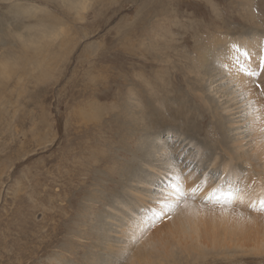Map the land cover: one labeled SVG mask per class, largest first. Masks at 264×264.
Listing matches in <instances>:
<instances>
[{
    "label": "rangeland",
    "instance_id": "1",
    "mask_svg": "<svg viewBox=\"0 0 264 264\" xmlns=\"http://www.w3.org/2000/svg\"><path fill=\"white\" fill-rule=\"evenodd\" d=\"M83 1L77 13L64 0H0V264H89L103 257L102 210L113 195L128 199L124 191L142 178L133 157L146 144L145 132L174 133L178 121L162 113L179 111L178 92L186 99L190 85L203 87L204 80L190 84L177 69L174 42H183L185 32L191 43L186 33L197 28L255 27L249 11L264 18V0ZM188 104L197 124L204 107ZM208 118L204 129L212 125ZM227 207L228 216L218 211V218L243 228L264 225L259 206L246 213ZM166 228L161 238L187 244L183 255L174 249L180 257L174 264H264L252 244L223 255Z\"/></svg>",
    "mask_w": 264,
    "mask_h": 264
},
{
    "label": "bare ground",
    "instance_id": "2",
    "mask_svg": "<svg viewBox=\"0 0 264 264\" xmlns=\"http://www.w3.org/2000/svg\"><path fill=\"white\" fill-rule=\"evenodd\" d=\"M64 1L67 7L76 12L85 6L83 0ZM20 11L24 13V10ZM248 14L255 27L226 30L207 27L206 32H198L197 28V32L186 33L189 38L192 36L191 43L184 31L178 37L183 42H174L177 69L185 74L186 80L189 78L190 84L195 80H204L203 87L190 85L186 99L182 98L185 94L178 92L176 101L179 111L162 113L166 118L169 116L178 121L179 125L171 128L174 133L169 136L170 129L145 132V135L148 133L146 144H140V155L133 157L145 171L140 174L141 179L133 181V187L129 185L124 191L128 199L125 197V201H121V197L113 195L111 199H114V203L104 206V223L98 234L101 235L98 242L103 257H92L89 264H174L175 259L180 258L176 257L174 249L180 251L187 244L161 238L158 233H164L165 227L172 231L178 229L176 234L168 233L169 236L190 240V246L203 249L205 242L212 250L222 251L224 255L233 247L237 250L243 244L245 250L246 246L252 244V250L264 254V225L253 224L243 228L241 222H229L226 216L218 218L216 215L218 211L229 212L226 211L228 204H235L246 213L248 208L260 207L259 201L264 199V72L255 77L247 76L239 71L235 60L239 56L247 67L260 71V58L264 57V18L251 11ZM44 28L41 32H46ZM236 48L247 52L250 59L246 61L243 55L236 52ZM161 49L164 54L166 48L162 46ZM190 100L204 107V112L200 110V118L196 117L197 124L189 119L193 116L188 104ZM163 102L161 100L160 104ZM194 108L191 107L193 111ZM207 116L213 122L204 129ZM199 134L207 135V138H199ZM160 135L164 138L174 136V144H169ZM179 157L182 159L177 161ZM173 184L178 185L186 197H179ZM194 188L197 189L195 195L192 193ZM214 189L224 192L239 189V193L231 202H217L208 198ZM98 196L102 202L106 199L103 192ZM200 201L212 205L204 209ZM202 213H208L206 224L201 222L205 217ZM245 231L248 232V235L245 234L248 245L245 244L247 239L243 238Z\"/></svg>",
    "mask_w": 264,
    "mask_h": 264
},
{
    "label": "snow or ice",
    "instance_id": "3",
    "mask_svg": "<svg viewBox=\"0 0 264 264\" xmlns=\"http://www.w3.org/2000/svg\"><path fill=\"white\" fill-rule=\"evenodd\" d=\"M236 52L240 53V55H243L245 57L246 61L250 59L247 52H241V50L239 48H236ZM235 60H236V63L239 67V71L243 72L247 76L255 77V76L260 75V72H264V57L260 58V71H255V70L251 69L250 67H247L246 63L240 61L239 56H236ZM172 187H173L175 193L178 194L179 197H186V193L184 191H182V189L178 185L173 184ZM196 191H197L196 188L192 189L193 195H195ZM238 193H239V189H237L235 192L232 190L224 192V191L219 190V189H214L208 198L209 199H215L217 202H219L221 200H223L225 202H231L237 198ZM241 202H242V198H241ZM259 204H260V210L264 211V199H261L259 201ZM253 206H255V205H253Z\"/></svg>",
    "mask_w": 264,
    "mask_h": 264
}]
</instances>
